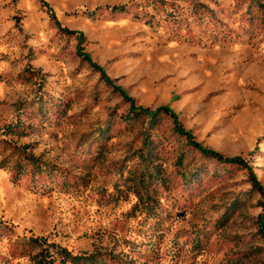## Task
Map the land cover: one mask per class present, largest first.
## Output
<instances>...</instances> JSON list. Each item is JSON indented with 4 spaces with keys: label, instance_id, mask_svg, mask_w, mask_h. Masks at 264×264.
<instances>
[{
    "label": "rangeland",
    "instance_id": "obj_1",
    "mask_svg": "<svg viewBox=\"0 0 264 264\" xmlns=\"http://www.w3.org/2000/svg\"><path fill=\"white\" fill-rule=\"evenodd\" d=\"M0 0V264H264V22L254 0ZM125 7V11H113ZM103 69L112 84L78 55ZM13 133L4 134L9 129ZM35 163L42 165L41 169Z\"/></svg>",
    "mask_w": 264,
    "mask_h": 264
},
{
    "label": "trees",
    "instance_id": "obj_2",
    "mask_svg": "<svg viewBox=\"0 0 264 264\" xmlns=\"http://www.w3.org/2000/svg\"><path fill=\"white\" fill-rule=\"evenodd\" d=\"M42 4L43 7L47 8L48 11L52 14L53 20L56 22L58 26H60L59 21L54 14L52 8L50 5L46 2V0H39ZM164 2V0H160ZM256 3V7H258L260 13L263 15L262 20L264 22V0H254ZM113 11H125V7H114L112 9ZM61 31L70 34V35H77L78 36V55L81 56L84 60H86L94 69L99 71L101 75L103 76L104 80L112 84V82L109 80L108 77L105 76V73L103 69H101L99 66H97L93 61L91 56L88 53L82 52V47L81 43L84 40V35L83 33H76L75 31H71L66 28L59 27ZM116 90L122 95V97L130 103V113L133 114L134 116H147L150 119L155 118L158 114L164 113L166 115H169L173 120L175 124V130L185 136L188 140V143L196 148L198 151H200L204 156L206 157H211L216 159L219 162L226 163V164H235L242 166L248 170V177L249 181L251 183V188L254 192L259 194L260 200L258 202L259 207L261 208V212L257 217V228H258V234L264 241V186L262 185L261 181L258 179L257 174L255 173L254 169L252 166L249 165V163L241 158V157H234V158H227L220 154L219 152L213 151L211 149L205 148L202 146L200 143L195 141V138L192 134L191 131H187L183 128L181 125L178 115L168 106L165 107H160L154 111H152L149 108H142V107H137L135 105V102L132 98L128 97L126 92L120 88L116 87ZM9 129V128H8ZM13 133L12 129H9L8 131H5L6 134ZM35 167L38 168V170L41 169L42 165L36 164ZM33 242L37 243L38 245H42L43 248L41 251L35 256L34 258V263L33 264H97L98 258L96 254H91V255H73L71 252H69L66 248L57 246V245H47V240L43 238H37Z\"/></svg>",
    "mask_w": 264,
    "mask_h": 264
}]
</instances>
